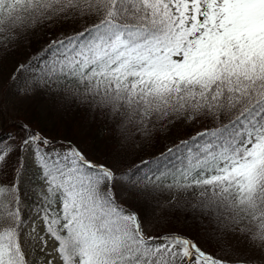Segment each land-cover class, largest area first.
I'll return each instance as SVG.
<instances>
[{
	"label": "snow or ice",
	"instance_id": "obj_1",
	"mask_svg": "<svg viewBox=\"0 0 264 264\" xmlns=\"http://www.w3.org/2000/svg\"><path fill=\"white\" fill-rule=\"evenodd\" d=\"M29 33L46 42L11 74L13 95L70 82L150 147L177 122L197 130L109 165L22 124L19 143L0 147V175L19 153L0 181V264H264V0H0V45ZM173 154L179 167L138 177ZM25 183L37 197L27 218ZM192 190L197 204L157 200L167 215L150 220L144 205ZM173 209L209 225L196 238L149 234L179 218Z\"/></svg>",
	"mask_w": 264,
	"mask_h": 264
},
{
	"label": "trees",
	"instance_id": "obj_2",
	"mask_svg": "<svg viewBox=\"0 0 264 264\" xmlns=\"http://www.w3.org/2000/svg\"><path fill=\"white\" fill-rule=\"evenodd\" d=\"M55 30L52 28L48 31ZM29 35L31 39L27 41L18 37L13 45L7 47L0 45V147L11 143L18 144L21 134H24L20 126L27 124L33 132L40 133L54 143H71L79 148L88 159L96 163L112 165L117 163V157H123L125 164H131L133 161L139 164L141 157L151 159L154 155L158 156L165 150V144L171 146L178 138H186V133L195 134L197 129L177 122L175 127L169 128L166 134L157 135L152 141L153 146L150 147L131 124L126 125V133H120L116 130V119L111 118L106 111L87 102H81L75 92L76 85L69 86L70 82L69 84L61 82L51 88L39 89L27 97L13 95L15 86L10 80L11 74L19 64L27 63L30 55L46 42V37L35 33H29ZM128 134L130 136L126 140L125 135ZM10 135L14 136L15 140L10 139ZM165 135L167 140H165ZM18 155L19 153L11 155L6 171L0 175V181H6L11 177L14 161ZM180 165L181 156L173 154L158 170L142 168L138 177L147 174L149 178H154V172H167ZM160 181L170 183L171 178L167 175H160L156 182ZM173 195H176L177 202L185 200L189 208L200 200L198 190L178 194L163 193L150 204L144 205L146 211L153 213L150 220L167 215L154 205L157 200L167 204L173 199ZM128 200L132 201L133 197L129 196ZM171 216L179 218L174 219L173 223L163 231L150 232L153 233L151 235H163L171 228L176 232L196 238L201 226L209 225L208 217L199 211L177 213L173 209ZM209 231H212L211 226H209ZM202 247L210 253L216 251L211 244H203Z\"/></svg>",
	"mask_w": 264,
	"mask_h": 264
},
{
	"label": "rangeland",
	"instance_id": "obj_3",
	"mask_svg": "<svg viewBox=\"0 0 264 264\" xmlns=\"http://www.w3.org/2000/svg\"><path fill=\"white\" fill-rule=\"evenodd\" d=\"M23 133L21 134V137H23ZM57 147L61 144V143H54ZM62 151L63 150H66V149H61ZM49 151H51V149H49ZM29 169L32 168V165H31V162L29 161ZM24 189H25V192H24V209H23V213H24V216L25 218H27L31 213H32V208H33V205L37 202V197L36 195L30 191V186L25 183L24 185ZM192 191H195V190H192ZM40 227L42 228V223L40 224ZM150 234H153V233H150ZM53 246V242L52 241H49V244H48V249L50 250ZM54 264H59V260L57 258V260L54 261Z\"/></svg>",
	"mask_w": 264,
	"mask_h": 264
}]
</instances>
